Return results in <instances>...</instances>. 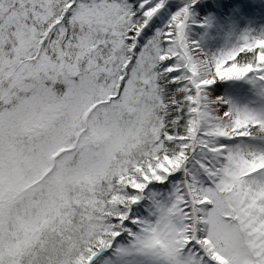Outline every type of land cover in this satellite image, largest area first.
Masks as SVG:
<instances>
[{
    "label": "snow or ice",
    "instance_id": "obj_1",
    "mask_svg": "<svg viewBox=\"0 0 264 264\" xmlns=\"http://www.w3.org/2000/svg\"><path fill=\"white\" fill-rule=\"evenodd\" d=\"M249 7L0 0V264H106L133 229L166 264H264V153L208 143L264 118L202 103L264 85V36L209 58L195 35Z\"/></svg>",
    "mask_w": 264,
    "mask_h": 264
},
{
    "label": "rangeland",
    "instance_id": "obj_2",
    "mask_svg": "<svg viewBox=\"0 0 264 264\" xmlns=\"http://www.w3.org/2000/svg\"><path fill=\"white\" fill-rule=\"evenodd\" d=\"M262 3H264V0H256L257 5ZM234 12L236 13L235 10ZM232 16L235 15H230L228 17V22ZM249 17L250 23L244 26L236 25L235 31H232L230 27L222 29L220 25H217L213 28L195 33L194 26L199 17L194 15L190 21L189 32L191 34L195 33L197 39L200 41L202 50L208 54L209 58H212L221 53L215 52V49L211 50L210 45L207 44L208 39L215 34L222 37L219 41L224 44V52L240 45L245 36L255 38L264 36V17L257 16L252 11ZM191 34L189 37H191ZM216 47L217 46L214 45V48ZM210 50L213 54L209 53ZM218 83L224 86L219 96L225 101L224 104H216V107H221L219 112L224 110L233 113L237 111L249 112L259 118H264V85H262L255 76H250L242 81ZM204 90L205 89L202 91ZM221 121L224 120L221 119ZM227 122L228 124L230 123V121ZM173 127L175 128V125ZM250 131L251 135L249 137H234L231 138V140L229 138L212 137L208 139V143L209 145L215 146L227 141L228 149L232 146H251L258 151L256 153H264V130H261L259 127H253ZM197 152L201 159L212 164H215L219 159L215 153L208 151V149L201 150L198 148ZM145 211L150 212V209L145 206ZM142 219L146 220L148 217H142ZM137 234H139V230L133 229L130 234H127V239L121 240L118 245H114L112 256L108 258L106 264H166L162 256L151 252H141L134 247L135 235Z\"/></svg>",
    "mask_w": 264,
    "mask_h": 264
},
{
    "label": "bare ground",
    "instance_id": "obj_3",
    "mask_svg": "<svg viewBox=\"0 0 264 264\" xmlns=\"http://www.w3.org/2000/svg\"><path fill=\"white\" fill-rule=\"evenodd\" d=\"M247 4L250 7H249V10H248V12L246 14L232 16L231 19L229 20V22H227L226 24H221L220 27L222 29H226V28L230 27V28H232V31H235L236 30V25L244 26V25L249 24L250 23L249 22V20H250L249 16L251 15V11L253 13H255V15H257V16L264 17V3L257 5L256 4V0H251V1L247 0ZM235 11H236V13H239L240 9L237 8V9H235ZM189 38H191V37H189ZM221 38L222 37H220V35H216L215 34L213 37L208 39L207 44L210 45V49L211 50L215 49V52L216 51L217 52H224V44L221 41H219V40H221ZM214 45H216L217 47L214 48ZM211 50L209 51V53L213 54V52ZM202 103L204 104L206 110H208V111L213 113V121H211L212 123H222V124H225V125L228 124L227 121H221V120L217 121V120H215V116L219 115V113H220L219 109L221 108L220 106L216 107L217 106L216 104H220V103L224 104L225 103V101L222 99V97H220V96L217 97L211 91H209L208 89H205L203 91ZM228 150L229 151H233V152L242 151L245 154L258 152V151H256V149H254L251 146H249V147L248 146H243V147H241V146H232Z\"/></svg>",
    "mask_w": 264,
    "mask_h": 264
},
{
    "label": "trees",
    "instance_id": "obj_4",
    "mask_svg": "<svg viewBox=\"0 0 264 264\" xmlns=\"http://www.w3.org/2000/svg\"><path fill=\"white\" fill-rule=\"evenodd\" d=\"M182 134V133H181Z\"/></svg>",
    "mask_w": 264,
    "mask_h": 264
}]
</instances>
